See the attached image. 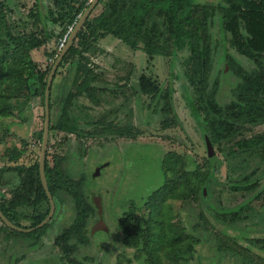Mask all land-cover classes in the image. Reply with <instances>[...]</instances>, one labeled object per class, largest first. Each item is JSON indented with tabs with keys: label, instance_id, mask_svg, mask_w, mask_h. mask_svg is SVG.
<instances>
[{
	"label": "trees",
	"instance_id": "1",
	"mask_svg": "<svg viewBox=\"0 0 264 264\" xmlns=\"http://www.w3.org/2000/svg\"><path fill=\"white\" fill-rule=\"evenodd\" d=\"M39 1L34 0L36 5ZM91 1L49 0L44 12L35 5L33 9H29L27 21L12 24L7 16V3L0 0V118H6L15 108L22 107L21 103L17 107L13 106L17 98L40 96L44 119L46 79L56 57L47 69L42 70L31 58V51L53 37L64 39V44ZM99 6L100 10L93 14ZM215 16H220V31L229 46L252 62V66L246 68L232 55L225 54V70L231 72L237 82L231 89L229 100L224 104L217 101L219 80L217 77L211 78L214 47L210 29ZM47 21L51 24L50 28ZM27 22L37 27L38 30H35L42 32L43 36L37 37L34 30L25 31ZM54 26H58L59 31ZM107 36L119 40L132 50L143 51L149 57H173L176 53H184L181 59L183 73L192 89L193 106L202 116L204 137L209 139L212 148L214 144L234 142L236 147L226 151V155L231 157L252 146L261 147L249 172L228 185L230 190L252 193L251 197L257 198L260 192L257 189L264 175V133L246 140L236 138L250 127L264 124V0H219L217 3L196 0H98L53 75L48 96L49 131H63L78 138L97 136L105 139L135 138L142 134V130L129 120L123 123L121 120H106L105 116L91 120L76 103V98L82 94L93 104L100 103L97 91L101 90L98 83L101 73L95 71L92 61L75 42L83 40L93 43L99 37ZM69 59L76 61L82 75L75 79V89L67 90L56 114L51 98L53 80L59 66ZM137 83L138 93L148 99L149 103H153V111L159 113L160 128L164 130L176 125L178 120L174 114L173 87L170 84L162 87L145 74L138 76ZM81 120L85 125L101 127L99 130L83 129L79 124ZM1 126L5 129L0 137L3 140L8 134L9 126ZM42 131L43 125L39 131L40 143ZM23 142L26 141L23 139ZM24 152L25 147L13 146L4 153L2 160L5 162L0 171L15 172L19 176V183L10 192L9 199L0 198V209L12 223L28 228L46 217L50 203L39 177V156L30 163H21L19 159ZM213 158L207 159L204 169L194 165L192 168H182L179 173L172 172L170 176L167 174V169L171 168L170 163L162 158L164 180L150 192L144 202L150 208V213L159 212L161 202L167 199L207 197L206 183L214 181L218 170ZM44 173L53 199L65 193L73 201L71 221L62 227L54 239V245L59 246L63 252L59 260L64 264H79L80 260L74 253L79 245L92 243L88 223L96 209V205L87 198L83 183L85 176L81 179L70 177L58 162L50 166L47 155ZM210 204L218 218L230 221L240 219L243 216L241 211L247 206L245 202L232 208H217L212 202ZM156 223L148 220L147 226L142 229L140 224L130 227L127 219L120 217L119 226L124 232L122 242L134 248L135 262L160 264L165 260L167 264H186L193 255L198 239L181 241V234H178L180 230L176 233L169 220L162 222L160 226H156ZM47 227L48 223L30 232H20L0 221V232L4 234L5 240L16 234L29 239L31 248L40 244ZM248 240L251 245L264 251V236L250 237ZM226 246L223 248H227ZM232 248L237 251L234 246ZM241 259L242 264H264V257L260 263L242 253Z\"/></svg>",
	"mask_w": 264,
	"mask_h": 264
},
{
	"label": "rangeland",
	"instance_id": "2",
	"mask_svg": "<svg viewBox=\"0 0 264 264\" xmlns=\"http://www.w3.org/2000/svg\"><path fill=\"white\" fill-rule=\"evenodd\" d=\"M5 1L8 20L12 24L27 21L29 9L36 5L34 0ZM47 4L49 0H40L36 8L44 12ZM99 10L100 6L93 14ZM219 21L220 16H215L210 29L214 47L211 78H218L220 86L217 101L224 104L229 100L231 89L237 82V78L225 70V54L229 53L246 68H250L252 62L229 46L220 31ZM27 23L25 31L38 30L33 24ZM47 23L50 28L51 24L49 21ZM37 25L40 26V23L37 22ZM54 29L59 31L58 26H54ZM36 35L42 37L43 33L36 31ZM107 37H99L93 43L83 40L75 42L92 61L95 71L101 73L98 79L101 90L97 91L100 103L93 104L83 94L76 98V103L91 120L102 116L106 120H121L123 123L129 120L142 130V134L135 138H78L74 134L51 130L46 149L50 166L58 162L70 177L81 179L85 176L83 183L88 200L96 205L95 198L99 197L102 203L100 205L103 207L106 227L98 222L90 227L93 221L90 219L88 229L92 243L78 246L74 256L80 260L79 264H138L134 260V248L122 242L124 232L119 226L122 216L127 219L130 227L140 224L142 229L147 226L148 220L151 223L157 222L156 226L169 220L176 233L180 230L178 234H181V241L197 238L193 255L186 264H242V253L261 263L264 251L251 245L248 238L264 236V175L257 189L260 191L257 198L251 197L252 193L244 194L228 188L230 183L238 181L249 172L261 147L252 146L228 157L226 151L236 147L234 142L214 144L213 159L218 170L214 181L206 183L207 197L167 199L161 202L159 212L150 213V208L144 202L150 192L164 180L162 158L170 163L171 168L167 169L169 176L172 172L179 173L182 168L198 165L199 169H204L206 166L208 153L202 116L193 106L192 89L183 73L181 59L184 53H176L173 57H149L141 50H132L119 40ZM62 41L53 37L31 51V58L40 69H47L51 65L58 55L56 53L60 51ZM140 74L149 76L162 87L167 84L173 87L174 114L178 120L176 125L164 130L160 128V116L153 111V103L138 93L137 78ZM81 75V68L76 66L75 60L72 62L69 59L59 66L51 89L53 111L56 114L63 96L67 90L75 89V79ZM19 103L22 105L20 109L15 108L10 116L0 118V137L1 132H5L1 125L9 126L8 134H4L3 140H0V169L5 162L2 159L7 148L25 147L19 159L21 163L32 162L40 153L39 131L43 125L40 96L19 97L13 106L17 107ZM74 110L77 111L76 108ZM79 124L83 129L99 130L101 127L85 125L82 120ZM261 133H264V124L250 127L236 140H246ZM18 183L19 176L15 172L0 171L1 200L9 199L10 192ZM53 201L54 213L47 222L48 227L40 244L29 248L26 239L12 235L9 240H5L2 237L4 234L0 233L2 264H11L16 252L19 255L22 252L25 256L18 264H64L59 260L63 252L59 246L54 245V239L62 227L71 221L73 201L65 193ZM210 202L217 208H232L242 202L247 206L241 211L243 216L240 219L230 221L218 218ZM96 209L99 213L97 206ZM103 229H108V233L101 231ZM160 264L167 263L163 260Z\"/></svg>",
	"mask_w": 264,
	"mask_h": 264
},
{
	"label": "water",
	"instance_id": "3",
	"mask_svg": "<svg viewBox=\"0 0 264 264\" xmlns=\"http://www.w3.org/2000/svg\"><path fill=\"white\" fill-rule=\"evenodd\" d=\"M97 2H98V0H92L91 3L89 4V6L80 15L78 21L74 25L70 34L68 35L65 43L61 46L60 51H59L54 63L52 64L50 71L48 73L47 79H46V86H45V90H44L43 131H42V137H41L40 153H39V157H38L37 161H38V171H39V177L41 180V184L43 186V189H44V191L47 195V198L49 200V203H50L49 212L46 215V217H44V219H42L37 225L30 227V228H23V227H19V226L15 225L10 220H8L0 209V220L3 222V224L5 226L9 227L10 229L17 230L20 232H30L34 229L41 228L43 225H45L49 221L52 214L54 213L55 203H54L52 195L48 189V184H47V180H46L45 173H44V161H45L46 149H47V144H48V135H49V105H48L49 88H50V85H51V82L53 79V75L55 73V70H56L59 62L61 61L62 57L67 52L68 48L71 46V44L75 40L78 32L81 30V28L84 24L85 19L91 13V11L93 10V8ZM205 141H206L208 158H212L214 155L212 145H211V143L207 137H205ZM98 198L99 197L95 198L94 203H96L97 208H99V212H101V207H100ZM104 230H106V229H104Z\"/></svg>",
	"mask_w": 264,
	"mask_h": 264
},
{
	"label": "flooded vegetation",
	"instance_id": "4",
	"mask_svg": "<svg viewBox=\"0 0 264 264\" xmlns=\"http://www.w3.org/2000/svg\"><path fill=\"white\" fill-rule=\"evenodd\" d=\"M93 202V201H92ZM99 204H101L102 205V203H101V201H99ZM101 205H100V207H101ZM95 206V205H94ZM102 210H101V212H99L98 213V210L96 209V211H97V215H93V217H92V222L90 223V227L91 226H93L94 225V223H96V222H98L101 226H103V227H106V225H105V223H104V221L103 220H105V218H104V215H103V207L101 208ZM1 221V220H0ZM2 222V221H1ZM3 223V222H2ZM20 227V226H19ZM23 228H27V227H23ZM28 228H30V227H28ZM101 231H103V232H106V233H108L107 231H108V229H106V230H101ZM0 233H2V232H0ZM45 234V233H44ZM43 234V235H44ZM91 234V233H90ZM16 235V234H15ZM43 235L41 236V239H42V237H43ZM17 236V235H16ZM2 237H3V239H4V236L2 235ZM9 240V239H8ZM27 240V239H26ZM18 240L16 241V245L18 246L19 244H18ZM41 242V241H40ZM30 240L28 239L27 240V244H28V246H29V248H31L30 247ZM27 246V245H26ZM28 246L26 247V249H28ZM33 248V247H32ZM23 256V258H21ZM46 257H44V259H45ZM20 259L22 260V259H25V256H24V253H22L21 252V254L19 255V253H15V255H13V257H12V259H11V264L12 263H17L18 264V262L20 261ZM2 249L0 250V264H2Z\"/></svg>",
	"mask_w": 264,
	"mask_h": 264
},
{
	"label": "built area",
	"instance_id": "5",
	"mask_svg": "<svg viewBox=\"0 0 264 264\" xmlns=\"http://www.w3.org/2000/svg\"><path fill=\"white\" fill-rule=\"evenodd\" d=\"M63 41H64V39H63ZM63 41H62V43H61V46L63 45ZM61 46H60V47H61Z\"/></svg>",
	"mask_w": 264,
	"mask_h": 264
},
{
	"label": "crops",
	"instance_id": "6",
	"mask_svg": "<svg viewBox=\"0 0 264 264\" xmlns=\"http://www.w3.org/2000/svg\"><path fill=\"white\" fill-rule=\"evenodd\" d=\"M108 38V37H107Z\"/></svg>",
	"mask_w": 264,
	"mask_h": 264
}]
</instances>
